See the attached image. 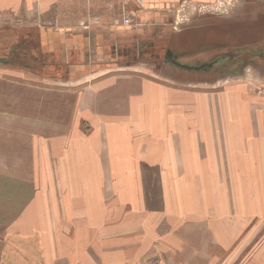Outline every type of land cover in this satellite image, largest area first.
<instances>
[{
	"label": "crops",
	"instance_id": "1",
	"mask_svg": "<svg viewBox=\"0 0 264 264\" xmlns=\"http://www.w3.org/2000/svg\"><path fill=\"white\" fill-rule=\"evenodd\" d=\"M55 1L0 0V264H244L264 221V103L120 73L143 54L164 61V0H148L136 28L43 23ZM32 64L65 106L10 104L25 87L11 76ZM42 111L29 153H10L9 114Z\"/></svg>",
	"mask_w": 264,
	"mask_h": 264
},
{
	"label": "rangeland",
	"instance_id": "2",
	"mask_svg": "<svg viewBox=\"0 0 264 264\" xmlns=\"http://www.w3.org/2000/svg\"><path fill=\"white\" fill-rule=\"evenodd\" d=\"M162 3L161 9L168 14L165 24H168L170 35L157 39L158 49L161 48L164 51L169 46L172 51L180 54L179 61L197 68L178 69L166 60L162 61L160 58L143 54L138 60L131 59L134 65L129 68H126L125 63L122 62L123 68L119 70L120 73L146 76L145 73L151 72L155 75L172 76L183 82L197 83V86L203 88L214 86L218 92L240 88L250 94L249 96L264 99V65H261V62L258 63L255 60L249 65H241L242 69L215 65L222 61L226 62L228 54L242 59L249 56L248 52L264 49V0H164ZM149 4L148 0H57L37 16H41L43 23L53 26L75 25L88 28L98 24L113 25L116 22L136 28L140 23L136 12L148 9ZM128 13L133 15L135 20ZM27 40L33 43L34 34H30ZM211 62H215L214 65ZM208 63L210 65L202 69V66ZM61 68L62 66L57 65L56 72L62 73ZM25 71V80H23L24 77L11 76V80L15 83L18 80L25 82L23 89L11 90V105H23L27 111L36 105L37 108L45 110L41 105L49 106L50 101L56 99L65 106L66 96L60 93L64 87L57 88L54 85V87H48L44 85L45 83L41 84L37 78L44 76L42 71L51 73L49 70L43 67L36 68L32 64ZM13 72L15 71L11 70V73ZM233 73L240 74L232 75ZM152 74L148 75L149 82L161 83L165 88H171V82L160 79V76L154 77ZM18 94L20 95L17 96ZM252 97L250 104L264 103L261 99ZM39 113L9 114V128H4V132L7 131L6 135L9 137L10 153L17 152L18 147L20 149L24 147L26 153H29L35 129L34 121L37 118L40 120V115L42 121H50L49 112ZM65 114H58V120ZM24 115L25 121L21 119ZM1 120L0 116V124ZM23 121L25 126L18 127L24 124ZM48 131V129L42 130L43 133ZM249 234V241H247L249 246L248 252L244 255V264H258L254 262V259L256 256L264 255V221L258 225H251Z\"/></svg>",
	"mask_w": 264,
	"mask_h": 264
},
{
	"label": "flooded vegetation",
	"instance_id": "3",
	"mask_svg": "<svg viewBox=\"0 0 264 264\" xmlns=\"http://www.w3.org/2000/svg\"><path fill=\"white\" fill-rule=\"evenodd\" d=\"M254 52V53H252ZM252 52H248L247 54L249 56H246L244 58H235L231 55L228 54L227 58H226V62L225 61H222L220 63H215L216 64H219L221 66H229L230 69H233V68H238V69H242L241 65H249L251 63H253L255 60L256 62H261V65H264V49H262L261 51H252ZM252 53V55H251ZM163 57H164V60H166L169 64L173 65L174 67L176 68H183V69H187V68H197V66H192V65H188L186 64L185 62H181L179 61V57H180V54L174 52L171 50L170 47H166L165 50L163 51ZM212 63V62H211ZM212 63V65H214ZM205 65V66H204ZM202 66V69H206L208 67V65H210V63H208L207 65L204 64ZM237 74H240V73H233V75H237Z\"/></svg>",
	"mask_w": 264,
	"mask_h": 264
}]
</instances>
